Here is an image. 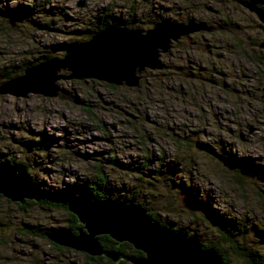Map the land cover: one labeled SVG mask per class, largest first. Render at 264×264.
Returning <instances> with one entry per match:
<instances>
[{"label":"rangeland","instance_id":"rangeland-1","mask_svg":"<svg viewBox=\"0 0 264 264\" xmlns=\"http://www.w3.org/2000/svg\"><path fill=\"white\" fill-rule=\"evenodd\" d=\"M34 1L46 11L29 14L28 21L13 28L0 18V68L22 66L42 55L61 56L59 46L77 42L76 31L93 29L96 18L104 15L113 17L114 26L129 22L128 26L142 29L156 19L187 23L188 18L211 26L225 27V20L243 26L241 40H215L222 47L215 53L224 54L225 61L206 53L213 39L209 36L192 53L199 59L196 65L176 48L162 55L160 60L170 72H155L169 74L168 82L147 73L148 81H140L137 88L123 85L114 90L98 80H62L56 98L0 95V159L25 164L34 182L46 191L81 186L94 179L100 167L110 177L113 199L143 202L165 227L196 231L202 242L219 244L231 264H246L213 229L207 210L192 218L181 207L180 184H185L193 198L210 203L212 211L226 215L238 231L246 232L239 238L242 249L264 255L260 235H264V196L259 195L264 185V62L246 56L252 51L246 37L258 36L264 42L256 32L257 17L224 0H50L49 4L48 0H0V11ZM208 8L223 14L214 17ZM217 37L227 39L225 33ZM243 55L246 60L240 59ZM216 66L223 76L212 73ZM241 66L247 69L239 70ZM259 67L263 71H257ZM201 73L209 76L204 87L199 80L195 85L186 81L201 79ZM222 82L229 91L221 90ZM202 144L215 154L203 150ZM226 153L245 161L257 183L236 186L226 159L221 158ZM68 225L69 217L62 210L20 211L16 203L0 197V264H88L84 253L59 251L51 241L21 232L24 226L52 232L67 230Z\"/></svg>","mask_w":264,"mask_h":264},{"label":"water","instance_id":"water-1","mask_svg":"<svg viewBox=\"0 0 264 264\" xmlns=\"http://www.w3.org/2000/svg\"><path fill=\"white\" fill-rule=\"evenodd\" d=\"M254 14L263 25L264 8L247 0H236ZM84 2L79 7H83ZM212 11V9H210ZM13 28L23 21L6 17ZM210 32L205 23L189 21L176 23L161 20L149 29L110 26L89 40L69 47L61 59L43 60L27 68L24 73L0 86V95L26 98L29 94L49 98L59 96V81L98 80L108 85L137 88L146 70L163 69L160 60L172 44L198 32ZM65 73V74H64ZM66 73L68 75H66ZM38 188L33 185L24 166L0 163V196L19 205L36 201ZM182 206L189 212L196 208L184 198ZM82 228L52 231L47 239L53 244L84 253L90 257H104L114 264H223L214 248H204L195 236L167 228L138 204L115 201L73 203L68 206ZM100 236H108L118 243H128L143 253L142 257H125L103 248Z\"/></svg>","mask_w":264,"mask_h":264},{"label":"trees","instance_id":"trees-1","mask_svg":"<svg viewBox=\"0 0 264 264\" xmlns=\"http://www.w3.org/2000/svg\"><path fill=\"white\" fill-rule=\"evenodd\" d=\"M224 1H227L228 3H230L232 0H224ZM262 1L264 2V0H262ZM49 2H50V0L47 1V4H49ZM43 11L44 12L46 11V6L43 8L39 2L34 1L31 5L26 6V7L20 5L18 7H12V8L8 7L5 10H1L0 11V18L4 17L6 19V17H13V18H18L22 21H28L27 17L29 14L33 15V13H35L38 15L39 13H42ZM112 19H113V17H111L110 15L100 16L99 18H96L97 24L95 25V27L93 29H89L88 31H86V29L83 31L77 30L76 33L78 36H80V39L75 43H71V44L66 45V46L65 45L59 46V51L61 53V56H59V57L58 56H52V54L50 55V53H49L50 56L42 55L41 57L34 59L33 61L29 60V61L25 62L22 66L16 67L13 64H11L10 66H5L3 68H0V85H3L6 82L21 76L27 68L39 64L40 61L63 58L65 51L69 47H71L72 45L85 42V41L89 40L90 37L92 35L96 34L97 32H100V31H102V30H104L110 26H114L112 24ZM191 20H193V19L192 18L187 19V21H191ZM159 21L160 20L156 19L153 22L149 23L148 28H150V26L153 23L159 22ZM7 23H8V20H7ZM40 23H41L40 21H38V22L34 21L35 26L39 27L42 30H43V28L47 29V26H42ZM128 23L129 22H126L125 25L120 26V27L140 28V27L128 26L129 25ZM223 33H225L226 35L229 34V26L222 27L220 34H223ZM222 39L225 40L224 38H222ZM178 44H180V43H177L176 45H178ZM192 45L181 44V46L179 47V50L181 51V53H183L182 55L187 57V61L190 60L194 56L196 57V55H192V53H193L192 51H194L196 49ZM207 53H209V52H207ZM166 70H164V71H166ZM203 71H207V70H203ZM169 72L170 71L168 69V73ZM212 73H214L215 77H217V78L219 76H222V73H219V71H217L215 69ZM149 74H151V73H149ZM201 74H203V73H201ZM66 75H68V74L66 73ZM146 75H148L147 71L144 72L143 76H142V78H143L142 81H144V84H145V82L148 81V79L144 78ZM151 75L164 78L162 81L168 82V81L172 80L171 76L169 74L166 75L163 71L160 72L159 74L153 73ZM207 77H209V76L206 73V74L202 75L201 79L199 77H193V78H190L189 80H186V81L191 82V84H189V85H195L196 80L197 81L199 80L200 82L198 84H200L201 87H204V84H207L206 83ZM225 86L226 85L224 84V82H222V84L220 85V88L222 91L227 92V89L225 88ZM108 88L114 89V90L116 89L115 86H109V85H108ZM184 88L186 90H190L191 86H189L187 88L184 86ZM197 88H200V87H197ZM147 91H150V88L148 89V87H147ZM201 146H202L203 150H205L206 152L215 154V152L213 151V149L210 146L205 145V144H202ZM221 152H222V150H221ZM226 154H227V157L224 158V156H222L221 158L226 159L225 164L227 165V167L229 168V170L233 174V180H231V181L236 186H238L239 188H243L244 185L247 183H250V184H251V182L254 184L257 183L256 177H254L253 174H251V170L247 166L245 161H237V160H235L234 155L232 156L229 153H226ZM3 162H9V163L14 164V165L24 166L27 169V166L25 164L17 163L15 160H12V159H5V158L2 159L1 158L0 163H3ZM140 168L142 169V171H144L145 170L144 164H142L140 166ZM159 172H160V170L156 171L157 175L159 174ZM28 174L30 175V172H28ZM95 174L96 175H95L94 179L86 181V183L81 184V186L70 187V185H69L67 187V189H63V190L52 189V191H46V190L41 189L34 182V179H32L30 176L33 185H35L38 188V191H39L38 198L36 201L27 200L22 205L17 204L18 209L20 211H28L32 207H39L40 209H45V210H62L64 212H66L68 217H69L68 230L72 231L73 233H76L79 229L82 228V225L79 224L77 218L73 214L69 213V211H68V206L73 204V203L102 202V201H115V202H122V203H126V204L134 203V204H138L141 207H143L144 209H146L150 216H152L156 221L160 222L157 215L155 213H153L147 207V205L144 204L143 202L137 203L136 201L131 200V199L130 200H121L120 198L113 199L111 192L114 191V188L112 187L110 177H108L106 175V173H104V171L100 167L96 168ZM143 175H145L144 172H143L142 176ZM140 179L142 181L144 180L143 177H141ZM149 183H151V182H149ZM236 183L239 185H237ZM180 187L182 188L181 189L182 198L189 200V202L197 209L196 212H190L189 213L192 218H196L197 217V211H201L204 208L210 214V219L213 220L211 223L214 226L213 229L217 230V232L219 233V235H220V237L224 243L231 245L230 247L233 249L235 254L244 258L246 264H264V255L261 254L260 251L250 250V249L247 250L244 247L242 249L238 245L239 238H242V236H244L246 232L238 231L237 228H235L236 227L235 223H233L235 221L230 220V218H227L226 215L224 216L222 214H217L218 212L216 213V212L212 211V207H211L210 203H209L210 204L209 205V204H206L203 200L193 198V192L190 190L189 186H187L185 184H180ZM262 187H263L262 189H259V191H260L259 195L260 196L261 195L264 196V185H262ZM179 199H180L181 207L183 208L181 198H179ZM206 217L207 218L209 217L208 214H207V216L204 217L205 220H208ZM160 223L165 226L164 223H162V222H160ZM170 228H172L175 231H181L184 234H187V236H189V237H192V236L197 237L199 239V241L203 244L204 248L216 249L218 254L221 255L223 258V264H231L225 250L221 246H219V244H207V243L202 242L200 240V238L198 237V234L196 231H193L194 233L192 232V234H191V232H189L186 227H181L178 229H174L173 227H170ZM54 231H61V230H54ZM21 232H22V234H26V235H29V236L34 237V238H40L43 240H48L47 235L50 233V230L45 229V228H38V227H34V226H32V227L31 226L30 227L24 226V228L21 229ZM260 233H262V232H260ZM260 235H261V239L264 240V235H262V234H260ZM99 241H100L101 245L103 246V248L107 251L118 252L122 256H125V257H136V258H138V257L143 256V253L136 250L132 245H130L128 243H118V242L112 240L108 236H100ZM53 247L59 251H61V250L69 251L68 249H64V248L56 246V245ZM86 259L89 262L88 264H100V262H105L106 264H114L111 260L105 259L104 257H95L94 258V257L86 256ZM118 264H130V263L125 262V261H121Z\"/></svg>","mask_w":264,"mask_h":264},{"label":"flooded vegetation","instance_id":"flooded-vegetation-1","mask_svg":"<svg viewBox=\"0 0 264 264\" xmlns=\"http://www.w3.org/2000/svg\"><path fill=\"white\" fill-rule=\"evenodd\" d=\"M215 2H221V0H213ZM247 1H250V2H253L254 4H256L257 6L261 7V8H264V2L262 0H247ZM211 2V1H210ZM230 4L234 5L235 6L237 5V9H244V10H247L249 12L248 9H246L245 7H243L242 5H240L236 0H232L230 2ZM212 9V11L210 10ZM209 11L212 12L213 16L214 17H218L221 16L223 13L220 11V9H213V8H208ZM250 13V12H249ZM252 14V13H250ZM253 15V14H252ZM222 20V19H221ZM191 21H195V20H191ZM257 24L256 27L258 29H256V32L258 33L259 36H264V31H263V25L261 24V22L258 20L257 18ZM186 22H189V21H186ZM197 23H205V22H202V21H195ZM207 25L208 28L211 29V31L209 33L207 32H198V33H195L193 35H190L189 37L185 38V39H180L178 42L172 44V48H176L177 51H180L179 50V47L181 46V44H188V42H191V45L194 46L195 48L197 47V45L199 44V42H208L209 40L206 38V37H212L213 39L211 40L210 44L208 45L207 48H205V50L209 53H207L208 55H212L214 56L219 62H222V61H225V57H224V54H218V53H215V51H218V50H221L222 47H219V45L215 42L216 39H222V38H218L217 37V34L218 33H221V30H222V27H219V24L216 25V26H211L209 25L208 23H205ZM240 25V24H239ZM224 26L227 27L229 26V34H225L226 35V38L224 41L227 42L229 41L231 38L235 37V38H239L240 37V34L244 31H241V28H243V26L240 25V27L238 25H234V24H228L225 20V23H224ZM246 27V26H245ZM252 27V26H251ZM151 28V26H150ZM247 28V27H246ZM149 29V28H147ZM239 30L241 31L240 33ZM247 38V44L250 46V49L252 50L250 54L246 55L247 57H250L251 59L255 60L256 62H260L259 60H262L264 62V42H261V39L260 37L256 36V37H246ZM241 40V38L238 39V41ZM177 43H180L178 45H176ZM171 48V50L169 52H171L173 49ZM198 48V47H197ZM230 48V47H229ZM229 48H225L227 52H230L231 54H234L233 51H229ZM181 52V51H180ZM193 52V51H192ZM170 54V53H168ZM167 55V54H165ZM164 55V56H165ZM245 55H243V57H240L241 60L245 59L246 60V57ZM259 59V60H258ZM178 61L179 62H184L183 58H178ZM199 59L197 57H192L190 60H188V62H191V64H194L196 65V63H198ZM252 62V61H251ZM253 63V62H252ZM264 64V63H263ZM164 70H166V72H168V68H169V65L167 66H164ZM261 67L257 68V71L259 70L260 71H263L262 69H260ZM243 69H247L246 67H243L241 66V68L239 70H243ZM215 70L219 71L220 70V67L218 68V66L215 67ZM243 70V71H245ZM147 73H160V72H151V71H147ZM220 73V71H219ZM174 76V74H173ZM223 76V74H222ZM225 84V83H224ZM226 85V84H225ZM225 88L227 89V91L229 90L228 86L226 85Z\"/></svg>","mask_w":264,"mask_h":264},{"label":"bare ground","instance_id":"bare-ground-1","mask_svg":"<svg viewBox=\"0 0 264 264\" xmlns=\"http://www.w3.org/2000/svg\"><path fill=\"white\" fill-rule=\"evenodd\" d=\"M163 69H164V67H163ZM151 72H155V71H151ZM142 76H143V74H142ZM142 81V80H141Z\"/></svg>","mask_w":264,"mask_h":264}]
</instances>
